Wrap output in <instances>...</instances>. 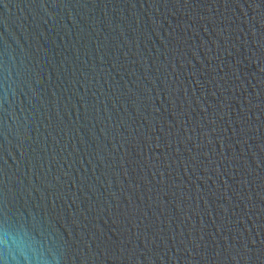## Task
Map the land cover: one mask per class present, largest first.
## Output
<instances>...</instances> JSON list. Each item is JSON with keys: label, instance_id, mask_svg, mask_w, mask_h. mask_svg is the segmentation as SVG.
<instances>
[{"label": "water", "instance_id": "1", "mask_svg": "<svg viewBox=\"0 0 264 264\" xmlns=\"http://www.w3.org/2000/svg\"><path fill=\"white\" fill-rule=\"evenodd\" d=\"M0 264H264V0H0Z\"/></svg>", "mask_w": 264, "mask_h": 264}]
</instances>
